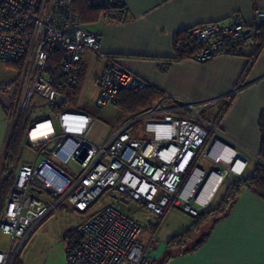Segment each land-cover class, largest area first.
I'll return each instance as SVG.
<instances>
[{
  "label": "built area",
  "instance_id": "1",
  "mask_svg": "<svg viewBox=\"0 0 264 264\" xmlns=\"http://www.w3.org/2000/svg\"><path fill=\"white\" fill-rule=\"evenodd\" d=\"M94 1L106 5L111 0ZM72 3L0 0V63L19 68L11 123L30 108L34 96L55 110L27 127L23 146L27 142L35 157L33 163L21 161L4 201L0 234L8 237L9 245L0 251V264H14L22 244L50 212L66 204L83 214L100 197L104 205L77 228L78 244L65 243V264H153L148 249L155 244L141 243L143 227L129 204L159 218L171 208L195 217L209 208L228 176L244 175L251 157L215 138L221 135L217 127L198 126L193 105L167 95L105 142L90 140L91 117L68 107L87 53L103 65L91 80L98 91L96 109L115 108L122 90L138 92L149 84L101 53L98 36L81 23ZM262 21L264 11L256 10L250 26L233 15L224 25L191 29L198 50L189 60L205 63L236 54L254 43L253 25ZM41 123L49 124L50 133L32 135ZM70 161L77 163V174L60 168ZM214 175L216 187L203 204L199 198Z\"/></svg>",
  "mask_w": 264,
  "mask_h": 264
},
{
  "label": "crops",
  "instance_id": "2",
  "mask_svg": "<svg viewBox=\"0 0 264 264\" xmlns=\"http://www.w3.org/2000/svg\"><path fill=\"white\" fill-rule=\"evenodd\" d=\"M117 1L125 9L127 18L124 22L109 23L100 18L92 25V29L84 25L98 36L101 53L162 94L153 106L165 95L193 105L199 119L196 121L198 126L217 127L221 135H215V138L239 153L251 157L244 175L241 178L234 177L215 202L223 183L206 211L216 209L222 204L228 187L237 179L251 174L257 164L254 163L251 167V162H260L257 154L260 146V123H264V50L256 54L255 43H248L241 47L237 55H219L205 63L189 59L176 62L173 39L177 33L201 25H224L233 15H237L244 24L250 26L254 20V12L264 11V0ZM91 60L97 63L87 53L81 67L82 80L70 96L76 97L80 93L86 82L88 61ZM97 64L100 69L93 78L97 77L103 68L102 64ZM249 64H252L251 68L244 75ZM91 86L96 99L98 91L92 83ZM18 95L19 68L16 65L0 63V164L13 125L10 118L11 109ZM69 109L74 110L70 107ZM54 111L49 110L44 119ZM75 111L86 113L84 109ZM135 115L137 114H128L129 119ZM201 115L204 117L201 118ZM30 119L28 126L32 123V118ZM22 148H25L23 142ZM20 154L13 167L14 176L22 161ZM202 163L204 162L200 163L201 166H207ZM65 210L69 213L75 212L69 207H65ZM132 216L135 217L134 214ZM151 216L156 217L152 214ZM84 219L85 216L80 217L75 229L69 227L63 231L62 245L47 251L39 249L32 264H65L64 246L68 242L64 236L71 231L76 232ZM194 221L195 218L191 217V224L186 230ZM143 227L142 236L145 232V226ZM157 230L151 226L147 236L140 238L145 246H148L150 241L154 242L155 247L148 249L153 264H165L170 255L172 257L166 264H264V200L249 189L240 192L225 217L207 225L201 234H206L205 241L192 252L177 254L176 251H167L166 244L174 236L168 238L163 247H160L154 238ZM31 246L34 247V242Z\"/></svg>",
  "mask_w": 264,
  "mask_h": 264
},
{
  "label": "trees",
  "instance_id": "3",
  "mask_svg": "<svg viewBox=\"0 0 264 264\" xmlns=\"http://www.w3.org/2000/svg\"><path fill=\"white\" fill-rule=\"evenodd\" d=\"M72 5L75 13L79 16L83 25L95 24L100 20V18L109 23H121L127 18L123 5H121L117 0H111L106 5H101L99 2L94 0H73ZM253 30L255 34V53L257 54L261 50H264V21L253 25ZM240 49L241 47L239 50ZM196 50H198V45L190 35V30L179 32L174 36V61L178 62L189 59L190 55ZM239 50L234 55H237ZM52 58L56 60L58 56L56 55ZM251 65L252 64H249L244 75H246L249 71ZM161 95L162 94L157 89L150 86L138 92L122 90L119 95L117 107H119L124 113L130 115L138 114L150 109L154 102L161 97ZM19 117L20 118L17 119L12 130H10L3 160L0 164L3 173L8 174L4 177L0 187V215L3 209L4 200L14 179L13 167L20 154L21 145L27 126L30 122L31 113L27 110L20 113ZM259 131L260 146L257 158L260 162L254 166L251 174L245 178L237 179L228 187L222 204L218 208L202 211L197 216L193 217L195 218V221L187 230L180 235L172 237L167 242V251H176L177 254H184L189 251L192 252L200 247L206 239V234L201 235L200 238H195L192 244L191 239L197 236L198 233L204 227L206 228L211 222L225 217L242 190L249 189L264 200V123L262 122L260 123ZM64 238L65 241L68 242L69 247H74L79 242L77 231L67 233ZM170 257L172 256H168L165 264ZM14 264H21L18 257H16Z\"/></svg>",
  "mask_w": 264,
  "mask_h": 264
},
{
  "label": "rangeland",
  "instance_id": "4",
  "mask_svg": "<svg viewBox=\"0 0 264 264\" xmlns=\"http://www.w3.org/2000/svg\"><path fill=\"white\" fill-rule=\"evenodd\" d=\"M93 25V24H92ZM88 25L89 29H92L93 26ZM100 69V65L94 61H88L87 65V74L85 76L86 82L80 93L74 97L71 96L68 101V107L71 109L86 111V113L93 120V127L89 134V138L97 143H103L108 140L118 129H120L124 124H126L130 119L127 113H124L119 107L111 109H96L94 107L95 103V91L92 89L91 80ZM12 77H14L12 75ZM30 112L32 122H36L44 118L48 111L50 110L49 106L44 100L38 96H34L30 104ZM28 109V110H29ZM204 116L201 115V118ZM18 118H20L18 116ZM17 118V119H18ZM129 119V120H128ZM31 120V119H30ZM16 123V122H15ZM14 123V124H15ZM14 124L11 125L10 130L14 127ZM141 126V125H140ZM21 160L26 163H33L35 157L34 150L30 147H25L21 149ZM41 161V158L37 159V164ZM259 163L258 161H252L251 167L253 164ZM205 164V163H202ZM60 168L69 173L77 174L79 172V167L74 161H70L66 165H60ZM11 171V170H10ZM8 175L3 173V170L0 168V187L4 177ZM14 178V177H13ZM235 179L233 176H228L224 185L217 197L215 202L219 200L222 196L225 188L228 184ZM41 196L40 194H37ZM56 201L51 199V202ZM214 202V203H215ZM104 205L103 197H100L88 210L86 213L79 214L78 212H67L65 210L66 204H62L56 210L50 212L34 229L32 234L28 236V239L22 244L20 250L18 251V260L21 264H32L33 258L37 256L39 249L47 251L49 248L60 246L63 243V231L69 229V227L74 228L77 226V223L81 216L85 218L93 213H95L100 207ZM132 214H134L135 220L142 226H145V232L142 238H145L149 232L151 226L155 227L157 230L155 235V240L163 247L164 243L168 238H171L175 235H180L186 230V228L191 224V217L183 213L178 208H171L168 210L165 215L161 218L153 217L150 213H147L143 210H139L136 205L129 204ZM205 211V210H204ZM140 216V218H138ZM142 226V227H143ZM144 228V227H143ZM206 228L204 227L197 236L191 239V244L195 238H200V235ZM145 236V237H144ZM34 242V249L31 246V243ZM9 239L6 236L0 234V251L5 252L8 249ZM17 244H15V247ZM29 248V249H28ZM32 248V249H31Z\"/></svg>",
  "mask_w": 264,
  "mask_h": 264
},
{
  "label": "bare ground",
  "instance_id": "5",
  "mask_svg": "<svg viewBox=\"0 0 264 264\" xmlns=\"http://www.w3.org/2000/svg\"><path fill=\"white\" fill-rule=\"evenodd\" d=\"M49 131V124H45V123H41L39 124L36 128L35 131L32 133V135H48L50 132ZM216 180L217 178L214 176H212V178L208 181V183L206 184L200 198L199 201L202 202L204 204L205 201H207L211 195L212 192L214 191L216 185Z\"/></svg>",
  "mask_w": 264,
  "mask_h": 264
},
{
  "label": "water",
  "instance_id": "6",
  "mask_svg": "<svg viewBox=\"0 0 264 264\" xmlns=\"http://www.w3.org/2000/svg\"><path fill=\"white\" fill-rule=\"evenodd\" d=\"M28 145V143H26Z\"/></svg>",
  "mask_w": 264,
  "mask_h": 264
}]
</instances>
